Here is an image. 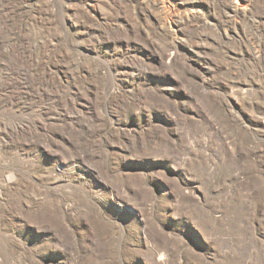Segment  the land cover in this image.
Wrapping results in <instances>:
<instances>
[{
	"label": "rangeland",
	"instance_id": "1",
	"mask_svg": "<svg viewBox=\"0 0 264 264\" xmlns=\"http://www.w3.org/2000/svg\"><path fill=\"white\" fill-rule=\"evenodd\" d=\"M18 36L0 264H264V0H0Z\"/></svg>",
	"mask_w": 264,
	"mask_h": 264
},
{
	"label": "bare ground",
	"instance_id": "2",
	"mask_svg": "<svg viewBox=\"0 0 264 264\" xmlns=\"http://www.w3.org/2000/svg\"><path fill=\"white\" fill-rule=\"evenodd\" d=\"M12 15L17 17L18 13L13 12ZM0 38H2V40L0 41V52H3V54L0 55L1 58L5 59L8 62L9 58L16 57L18 62H25L28 65V66H24L23 68L21 67V69H19L18 71V76L22 78L21 85H23L22 87L25 88L24 85H26L31 79V77L35 74L34 71L30 72L29 69L30 68L32 69V67L35 64L34 60L36 59L35 58L36 51H31L29 54L25 53L23 49L24 41L22 40V36L16 37L15 42L13 43H7L5 38L3 37Z\"/></svg>",
	"mask_w": 264,
	"mask_h": 264
}]
</instances>
